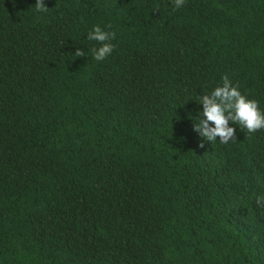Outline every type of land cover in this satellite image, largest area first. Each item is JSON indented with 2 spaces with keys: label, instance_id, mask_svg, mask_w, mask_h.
I'll return each instance as SVG.
<instances>
[{
  "label": "trees",
  "instance_id": "1",
  "mask_svg": "<svg viewBox=\"0 0 264 264\" xmlns=\"http://www.w3.org/2000/svg\"><path fill=\"white\" fill-rule=\"evenodd\" d=\"M34 5L0 0V264H264V129L192 131L224 75L264 111V0Z\"/></svg>",
  "mask_w": 264,
  "mask_h": 264
},
{
  "label": "clouds",
  "instance_id": "2",
  "mask_svg": "<svg viewBox=\"0 0 264 264\" xmlns=\"http://www.w3.org/2000/svg\"><path fill=\"white\" fill-rule=\"evenodd\" d=\"M184 0H175V7L183 6ZM37 13L46 12L44 0H35L33 6ZM95 41L98 47L92 49L91 58L103 61L111 55L114 44L111 41L115 34L105 31L98 25H93L85 37ZM85 52L76 49L74 57L84 56ZM201 106L196 117L192 120V131L198 137V148L212 143L227 144L237 140V130L243 129L248 133L264 129V111H261L255 100L242 94L227 75L221 77L220 85L210 92L201 94L193 100ZM239 126V128L237 127Z\"/></svg>",
  "mask_w": 264,
  "mask_h": 264
}]
</instances>
